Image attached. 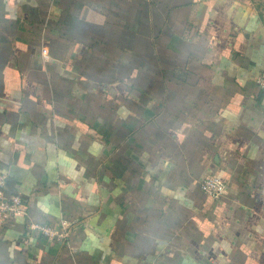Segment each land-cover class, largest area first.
<instances>
[{"label": "crops", "instance_id": "obj_1", "mask_svg": "<svg viewBox=\"0 0 264 264\" xmlns=\"http://www.w3.org/2000/svg\"><path fill=\"white\" fill-rule=\"evenodd\" d=\"M261 73L252 0H0V264H264Z\"/></svg>", "mask_w": 264, "mask_h": 264}, {"label": "built area", "instance_id": "obj_2", "mask_svg": "<svg viewBox=\"0 0 264 264\" xmlns=\"http://www.w3.org/2000/svg\"><path fill=\"white\" fill-rule=\"evenodd\" d=\"M256 83L264 90V73L256 77ZM5 175L0 174V226L8 216L20 215L25 213V205L20 195L13 194L7 196L4 193ZM221 179L215 175H206L200 181V188L211 198H218L224 191ZM34 229L39 230L44 236L51 239L55 235L66 236L67 231L60 233L56 228L47 224H33Z\"/></svg>", "mask_w": 264, "mask_h": 264}, {"label": "rangeland", "instance_id": "obj_3", "mask_svg": "<svg viewBox=\"0 0 264 264\" xmlns=\"http://www.w3.org/2000/svg\"><path fill=\"white\" fill-rule=\"evenodd\" d=\"M255 8L259 11L260 15L264 20V0H252Z\"/></svg>", "mask_w": 264, "mask_h": 264}]
</instances>
